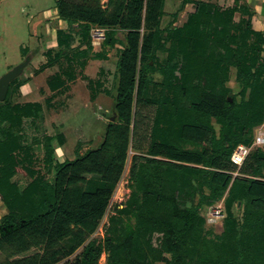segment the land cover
Instances as JSON below:
<instances>
[{"label":"trees","instance_id":"trees-1","mask_svg":"<svg viewBox=\"0 0 264 264\" xmlns=\"http://www.w3.org/2000/svg\"><path fill=\"white\" fill-rule=\"evenodd\" d=\"M165 2L108 0L103 6L102 0H58V15L70 25L83 23L88 42L93 25L108 30L104 46L113 45L117 28L127 31L113 106L122 125L118 128L117 121L109 122L100 147L64 162L54 159L52 138H47L45 162L54 169L50 181L36 176L29 166L30 147L23 141L27 120L35 121L42 106L39 102H12L9 91L0 102V196L9 209L0 219V264H60L80 247L82 251L72 264H100L103 252H107L106 264H264V179L259 178L264 176V150L251 151L242 166L231 160L239 144L251 146L252 127L262 122L264 83L260 68L264 62L259 66L255 57L245 56V42L232 48L226 39L224 58L217 63L214 60L212 70L194 75L198 85L193 82L190 93L184 84L173 82L178 64L169 62L160 67L164 84L175 95L156 107L148 154L133 157L132 178L143 193V203L133 213L141 226L114 218L104 242L90 239L121 179L130 143L139 135L143 110L135 107V99L142 97L138 102L143 107L155 105L145 93L162 38L157 31L143 34L142 29L144 22L163 14ZM73 42L65 29L58 30L61 54ZM183 47L186 67L194 56L192 40L185 39ZM229 64L238 67L243 92L250 89L244 102L230 99L231 91L225 85ZM51 86L58 89L61 85L52 82ZM187 94L191 99L188 103L183 101ZM212 118L222 126L219 136ZM117 131L118 153L107 159ZM186 144H193V148ZM158 156L169 160L156 159ZM251 158L256 164L250 166L249 175L244 169ZM21 174L32 178L24 189L19 185ZM88 179L99 183L89 188ZM196 193L200 195L198 203L194 202ZM221 200L225 231L209 238L203 232L207 218L201 211L205 208L206 214ZM235 202L246 209L240 225L232 212ZM154 232L160 234L156 244ZM70 238L75 244L66 252L63 244Z\"/></svg>","mask_w":264,"mask_h":264},{"label":"rangeland","instance_id":"rangeland-1","mask_svg":"<svg viewBox=\"0 0 264 264\" xmlns=\"http://www.w3.org/2000/svg\"><path fill=\"white\" fill-rule=\"evenodd\" d=\"M57 4L58 0H0V78L15 66L26 63L13 79V84L9 85L8 93L11 90L9 96L12 102H39L42 106L35 121L27 120L23 141L30 147L28 149L32 158L29 166L35 169L36 176H45L50 181L54 169H49L45 162L47 138H52L54 159L64 162L100 147L109 122L117 121L118 128L122 125L113 112V106L119 83L118 61L126 46L127 33L117 28L113 45L104 46L102 43L108 30L103 28L105 37L100 39L96 35V29L100 26L93 25L88 42L84 36L83 23L70 25L63 20L56 12ZM102 4L107 6L108 0H102ZM162 11L163 14L152 22H144L142 29L143 34L157 31L162 38V47L155 56V70L148 74L149 85L145 93L146 98L153 100L155 105L143 107L138 102L142 97L137 96L135 99V107L140 106L143 110L139 135L130 143L125 168L107 212L97 231L90 237L100 242H104L114 218L130 221L136 228L141 226L136 213H133L143 203L142 190L132 178L133 157L148 154L156 107L162 100L175 95L164 84L166 79L160 67L169 62L178 64L173 82L184 84L187 93H190L193 82L198 85L194 75L205 69L212 70L214 60L217 63L222 59L225 39L232 48L245 42V56L255 57L259 66L264 62V0H166ZM145 15L144 9L143 18ZM62 28L74 38L64 54H61L58 43V30ZM185 39L192 40L194 52L186 67V58L181 52ZM260 69L263 70L260 78L264 83V64ZM52 82H59L61 86L58 89L51 88ZM225 85L231 91V100L235 98L238 102H244L249 99L250 89L243 92V83L238 79V67L233 64L228 65ZM183 101H191L188 94L183 96ZM261 111L262 122L254 125L250 134L253 138L250 146L252 151L264 150V146L255 144V136L264 132V108ZM211 124L219 136L221 124L215 118L211 119ZM119 132L114 138L113 147L106 152L107 159L116 157L118 153L116 146ZM186 147L193 148V144H186ZM155 158L169 160L162 156ZM252 164H256L253 158L245 167V173L252 175ZM259 178L264 179V176ZM193 180L197 181L196 178ZM31 181L30 176L21 174L20 188L24 189ZM98 183L97 179H88L87 187L94 188ZM206 192L209 193V190ZM199 201L200 195L196 193L194 202ZM191 203L189 201L188 205ZM8 210L0 196V219ZM202 210L207 218L205 208ZM232 212L240 225L246 218L245 206L235 202ZM225 217L212 224L207 220L203 226L207 237L216 238L225 231ZM154 233L156 244L160 234ZM74 244L71 238L65 240V251L69 252ZM81 251L82 247L60 264H72ZM99 262L106 264L107 252L102 253Z\"/></svg>","mask_w":264,"mask_h":264},{"label":"built area","instance_id":"built-area-1","mask_svg":"<svg viewBox=\"0 0 264 264\" xmlns=\"http://www.w3.org/2000/svg\"><path fill=\"white\" fill-rule=\"evenodd\" d=\"M96 35L102 39L105 37L104 29L98 27L96 29ZM255 144L259 146H264V132H259L255 136ZM252 148L244 143L239 144L234 152L232 153L231 160L234 164L242 166L246 158L251 153ZM237 175V173H235ZM225 216V206L224 201H219L217 204L212 206L207 212V220L212 224L216 223L217 219L223 218Z\"/></svg>","mask_w":264,"mask_h":264},{"label":"water","instance_id":"water-1","mask_svg":"<svg viewBox=\"0 0 264 264\" xmlns=\"http://www.w3.org/2000/svg\"><path fill=\"white\" fill-rule=\"evenodd\" d=\"M25 66H26V63L19 64L0 78V102L6 99V96L9 90V85L11 84L13 79L16 78L20 74L21 70Z\"/></svg>","mask_w":264,"mask_h":264},{"label":"crops","instance_id":"crops-1","mask_svg":"<svg viewBox=\"0 0 264 264\" xmlns=\"http://www.w3.org/2000/svg\"><path fill=\"white\" fill-rule=\"evenodd\" d=\"M56 12H57V10H56Z\"/></svg>","mask_w":264,"mask_h":264}]
</instances>
